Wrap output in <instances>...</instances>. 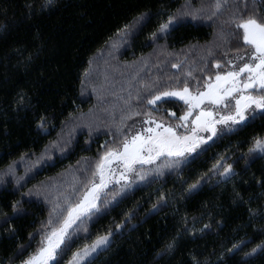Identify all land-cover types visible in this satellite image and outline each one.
<instances>
[{"label": "trees", "instance_id": "obj_1", "mask_svg": "<svg viewBox=\"0 0 264 264\" xmlns=\"http://www.w3.org/2000/svg\"><path fill=\"white\" fill-rule=\"evenodd\" d=\"M217 2L0 0V264L39 250L104 153L146 117L180 123L184 102L152 107L151 95L185 82L202 91L247 61L237 59L251 48L235 18L264 21V0ZM215 127L184 164L97 199L49 264H75L86 248L80 264H264V153L249 152L264 139V110ZM99 237L106 243L91 250Z\"/></svg>", "mask_w": 264, "mask_h": 264}, {"label": "snow or ice", "instance_id": "obj_2", "mask_svg": "<svg viewBox=\"0 0 264 264\" xmlns=\"http://www.w3.org/2000/svg\"><path fill=\"white\" fill-rule=\"evenodd\" d=\"M47 2L50 4L52 0H47ZM220 6L218 0L216 8L219 9ZM184 14L186 13H182ZM193 18H196L194 14ZM175 19L176 17L169 16L166 22L159 24L158 30L160 32L168 30ZM235 20L236 28L242 29L244 46L251 48L250 53H245L248 56L247 61L224 73L218 71L214 81L209 78L205 82L203 91L193 93L185 82L183 88L166 89L151 95L147 100L149 105H156L162 97H178L182 100L187 105V110L179 117L180 123L170 126L158 123L155 119L146 120L144 123L150 122L155 125V127L143 129L146 135L137 132L130 141L124 140L122 149L109 148L97 162L96 171L93 173V176H99V182L90 181L91 187L84 191L82 199L68 207L67 215L60 226L53 227L51 232L44 237L39 250L23 260L21 264H49L59 255L57 249L64 243L68 228L75 223L78 217L96 206L95 201L98 199L99 192L113 179L114 174L112 176L108 174L113 161H119L123 168L116 182L127 181L126 173L133 170V165L150 164L161 156L181 157L185 152L194 151L206 139L199 135L201 131L214 135L217 124H229V122L236 124L243 121L246 111L250 108L264 110V21L256 19L253 15L247 18L236 17ZM152 36L155 38L156 33H152ZM237 59L243 61L244 57L238 56ZM228 63L233 64L234 61L229 60ZM219 66L217 62L216 67L219 68ZM245 73L246 76H242ZM205 101H208L211 107L206 105ZM221 105L223 108L219 107ZM189 117H193L190 129ZM178 127L184 128L185 133L177 132ZM253 151L264 153V139H254L249 148V152ZM231 168V165L224 166L221 175L230 173ZM17 203L12 205L14 211L17 210ZM106 241L107 237H99L93 242L91 250H95L97 245L104 244ZM88 252L89 249L86 248L74 254L75 264H80Z\"/></svg>", "mask_w": 264, "mask_h": 264}, {"label": "rangeland", "instance_id": "obj_3", "mask_svg": "<svg viewBox=\"0 0 264 264\" xmlns=\"http://www.w3.org/2000/svg\"><path fill=\"white\" fill-rule=\"evenodd\" d=\"M248 59V56L246 55V58H244L243 61H246ZM242 76H246L245 74H242ZM109 83H105V85H108ZM204 90V89H203ZM202 90V91H203ZM251 91V89L249 90ZM166 99H174V100H178L183 102L182 100H180L178 97H162L160 101H157L156 104H158L159 102L166 100ZM205 104L208 105V101H205ZM234 104V102H233ZM150 106H155V105H150ZM187 106V105H186ZM211 107V105H208ZM202 107H204V105H202ZM220 108H223V105L219 106ZM196 110H194L195 112ZM171 116L174 118L175 114L170 113ZM146 119H148V117H146L143 120L142 126H140V128L138 127V131L139 133H141V135H146V133L143 132V129H146L148 127H155V125H149L148 127H145L144 121H146ZM191 119H193V117H189L188 119V126L189 129L191 128ZM150 123V122H149ZM218 126H225L228 127L227 131H231L234 127L235 124H232L229 127V124H217ZM177 132L179 133H185V129L184 128H177ZM209 134L206 131H201L199 133L200 136L206 137V135ZM195 151H192V154H188L186 155V152L184 153L183 156L181 157H167V156H161L159 158H157L155 161H153L150 164H144V165H140V164H135L133 165V170L129 171L126 173V175L128 176V180L124 181V180H120L119 183L116 182V180L119 178V174L123 171V168L120 165L119 161H113L112 165H111V171L108 173L110 176H112L114 174L113 179L111 180L110 183L107 184V187H105L104 189H102L99 192L98 195V199L101 197H104V195H107V192L112 189L115 188L117 190V192L121 195L124 194L130 190H132L134 187L139 186L141 184H143L148 178L152 177V176H156V175H160L163 172L176 168L177 166H180L182 164H184V162L186 160H188L189 157H191L193 154H195ZM179 161L178 163H175L174 161ZM96 182H99V176L96 179ZM102 194V195H101ZM95 208V207H94ZM94 208L90 209L88 212H86L84 215L88 214L89 212H91ZM82 215V216H84ZM80 216V217H82ZM62 245V244H61ZM61 247V246H60Z\"/></svg>", "mask_w": 264, "mask_h": 264}]
</instances>
